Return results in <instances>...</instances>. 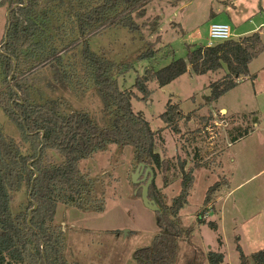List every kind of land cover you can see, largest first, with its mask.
<instances>
[{"label":"trees","instance_id":"trees-1","mask_svg":"<svg viewBox=\"0 0 264 264\" xmlns=\"http://www.w3.org/2000/svg\"><path fill=\"white\" fill-rule=\"evenodd\" d=\"M150 1L9 0L10 27L6 42L3 38L0 43V111L17 127L20 138L8 135L0 123V264H74L65 256L64 231L54 218L56 207L62 203L81 210H103L104 193L96 179L82 170L81 161L111 144L131 145L138 163L150 165L155 175L162 173L164 186L176 178L181 181L170 203L155 181L150 185L149 196L159 205L155 213L160 230L150 245L135 251L136 264H174L180 241L191 236L194 227L184 225L181 209L188 202L198 170L215 167L203 163L199 152L194 155L195 164L186 168L182 159L177 167L173 157L161 154L157 146L163 141L164 127L182 140L181 122L191 121L196 110L185 112L169 99L159 115L165 126L153 129L142 112L133 109L132 99L148 98L151 80L164 86L190 65L195 74L225 70L208 85L209 100H218L246 76L253 78L249 65L263 52L264 44L259 31L211 45L187 44L185 58H173L161 68H146L133 87H121L118 76L132 68L133 62L113 60L93 49L90 39L109 29L140 33L136 19L145 16ZM158 19L156 16L151 25L154 32ZM145 47L137 59L154 58L158 48L148 42ZM42 84L51 90H80L82 96L92 89L101 102L99 115L85 109L66 112L63 97L38 99ZM249 131L245 128L237 136L231 134L230 140L234 142ZM216 163L217 167L221 160ZM228 185L225 175L211 184L204 208ZM22 188L27 191L28 205L14 212L13 193ZM202 215L203 211L197 213L199 224L218 229L216 221ZM236 240L240 264H264V248L246 254L239 236ZM207 260L219 264L224 253L210 250Z\"/></svg>","mask_w":264,"mask_h":264},{"label":"rangeland","instance_id":"rangeland-1","mask_svg":"<svg viewBox=\"0 0 264 264\" xmlns=\"http://www.w3.org/2000/svg\"><path fill=\"white\" fill-rule=\"evenodd\" d=\"M8 4L9 0H0V43L6 31ZM146 9L145 16L136 19L140 33L109 29L90 39L93 49L103 51L113 60L133 62L132 68L118 76L124 88L133 87L137 75L143 74L146 68L153 65L161 68L173 58H185L187 44L207 45L208 27L213 20L229 22L242 30L260 24L264 44V0H151ZM156 16L159 25L154 32L151 25ZM147 42L152 48H158L154 58L137 59ZM224 72L221 69L195 74L189 65L184 74L164 86L151 80L148 98L132 99L133 109L142 112L153 129L165 126L159 115L169 99L185 112L196 110L191 121L181 122L185 134L182 140L164 127L163 141L157 151L173 157L177 167L185 159L186 168L195 164L194 155L199 152L203 163L215 167V170L203 167L198 170L188 202L181 209L184 225L193 226L194 230L191 236L180 241L174 264H209L210 250L224 253V261L219 264H240L237 236L246 254L264 248V50L249 65L253 78L246 76L218 100L210 101L208 85ZM40 90L43 93L37 95L38 99L63 97L66 112L85 109L94 116L99 115L101 102L92 89L83 96L73 88L51 90L42 84ZM0 123L8 135L20 138L19 130L2 111ZM245 128L250 130L247 135L234 142L230 140L231 134L237 136ZM219 159L221 163L216 167ZM137 166L131 145L121 144H111L81 161L82 170L96 179L104 193V208L90 211L57 204L54 218L64 231V250L69 262L136 264L135 251L151 244L160 228L155 211L142 200L139 180L142 176L137 178L138 183L133 182L132 173ZM222 175L228 179V187L204 208L206 190ZM154 181L164 192L167 203L180 190V178L164 186L162 173L157 171ZM11 205L14 212L26 209L25 188L13 193ZM200 211L206 220L217 222V230L208 223H198Z\"/></svg>","mask_w":264,"mask_h":264},{"label":"water","instance_id":"water-1","mask_svg":"<svg viewBox=\"0 0 264 264\" xmlns=\"http://www.w3.org/2000/svg\"><path fill=\"white\" fill-rule=\"evenodd\" d=\"M17 4H15L13 6L16 7ZM10 13H11V9H9L7 11V19H8V26L6 28V31H5V35H4V38H5V41L7 40V31L10 27ZM223 111H225V109H223ZM37 176V173L35 175V177ZM139 176H142L139 180L140 182H142L141 184V196H142V200L144 202V204L154 210V211H157L159 210V205L157 203V201L155 199H151L149 197V188H150V185L152 184V182L154 181V178H155V171L154 169L150 166V165H147L146 163L144 162H140L138 163V166L136 168V170L132 173V178H133V182L134 183H138V177ZM37 204L34 205V208H36ZM32 212V209L29 210V218L28 220L30 221V214Z\"/></svg>","mask_w":264,"mask_h":264},{"label":"built area","instance_id":"built-area-1","mask_svg":"<svg viewBox=\"0 0 264 264\" xmlns=\"http://www.w3.org/2000/svg\"><path fill=\"white\" fill-rule=\"evenodd\" d=\"M208 34L210 38L208 45H211L214 40L224 41L231 39L234 35L231 25L222 21L211 22L208 27Z\"/></svg>","mask_w":264,"mask_h":264},{"label":"crops","instance_id":"crops-1","mask_svg":"<svg viewBox=\"0 0 264 264\" xmlns=\"http://www.w3.org/2000/svg\"><path fill=\"white\" fill-rule=\"evenodd\" d=\"M214 21V20H213ZM213 21H211V22H213ZM210 22V23H211ZM209 23V24H210ZM227 23H229V22H227ZM230 24V23H229ZM231 25V27H232V31H233V38H238V37H240V36H243V35H247V34H250V33H252V32H254V31H259L260 32V34H261V28H259V25H256V26H253V27H251V28H249V29H237L236 28V26H234L233 24H230ZM2 41V40H1ZM252 62V61H251ZM250 75H253V74H250ZM254 77V76H253Z\"/></svg>","mask_w":264,"mask_h":264},{"label":"flooded vegetation","instance_id":"flooded-vegetation-1","mask_svg":"<svg viewBox=\"0 0 264 264\" xmlns=\"http://www.w3.org/2000/svg\"><path fill=\"white\" fill-rule=\"evenodd\" d=\"M141 184H142V183H141ZM141 184H140V185H141ZM138 186H139V184H138Z\"/></svg>","mask_w":264,"mask_h":264}]
</instances>
